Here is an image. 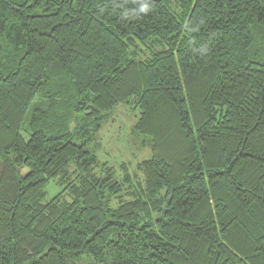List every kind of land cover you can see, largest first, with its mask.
I'll use <instances>...</instances> for the list:
<instances>
[{"label": "trees", "instance_id": "1", "mask_svg": "<svg viewBox=\"0 0 264 264\" xmlns=\"http://www.w3.org/2000/svg\"><path fill=\"white\" fill-rule=\"evenodd\" d=\"M0 158V264H264V0H0Z\"/></svg>", "mask_w": 264, "mask_h": 264}, {"label": "rangeland", "instance_id": "2", "mask_svg": "<svg viewBox=\"0 0 264 264\" xmlns=\"http://www.w3.org/2000/svg\"><path fill=\"white\" fill-rule=\"evenodd\" d=\"M137 118V111L123 104L117 105L109 112L101 128L95 132L94 141L89 144L90 148L93 146L100 163L114 167L116 177L122 176L118 167L120 162H126L132 170L139 161L149 157L150 143L144 144V137L134 131ZM56 191L54 186L48 188L50 195Z\"/></svg>", "mask_w": 264, "mask_h": 264}]
</instances>
